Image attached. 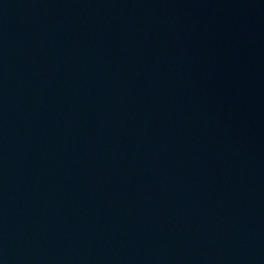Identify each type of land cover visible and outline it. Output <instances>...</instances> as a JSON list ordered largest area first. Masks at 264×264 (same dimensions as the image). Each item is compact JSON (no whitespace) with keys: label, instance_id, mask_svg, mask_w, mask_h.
<instances>
[{"label":"water","instance_id":"1","mask_svg":"<svg viewBox=\"0 0 264 264\" xmlns=\"http://www.w3.org/2000/svg\"><path fill=\"white\" fill-rule=\"evenodd\" d=\"M0 264H264V0H0Z\"/></svg>","mask_w":264,"mask_h":264}]
</instances>
